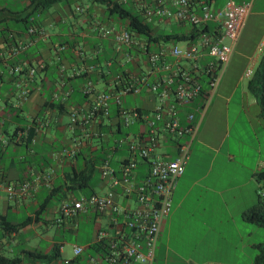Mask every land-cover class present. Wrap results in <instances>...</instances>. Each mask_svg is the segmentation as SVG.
<instances>
[{
    "label": "crops",
    "instance_id": "obj_1",
    "mask_svg": "<svg viewBox=\"0 0 264 264\" xmlns=\"http://www.w3.org/2000/svg\"><path fill=\"white\" fill-rule=\"evenodd\" d=\"M78 1L73 10L63 5L40 15L38 23L45 31L46 27H56L57 31L52 34L46 31V41H30L20 55L41 65L24 104L15 106L16 97L9 78L6 74L0 78V120L4 136L9 138L17 129L29 128L28 137H32L34 121L43 116L49 118L45 133L37 136L33 146L28 141L0 146V180L13 185L16 191L24 183L29 184L25 195L12 199L5 189H0V255L8 259L27 261L23 252L37 249H17L20 240L25 241L35 226L53 223L60 202L79 200L94 193L84 195L81 192L84 184L72 183L74 175L82 173L87 164L97 172L105 159L115 167L122 155V152L108 150L114 135L121 133L113 103L109 110V127L96 117L98 122H92L86 130L90 133L88 139L84 140V128L75 126L73 132L68 128V111L84 114L91 103V97L81 92L87 81L95 92L108 91L116 73L135 70L133 64L120 62L115 57L110 41L90 36L92 23L109 22L113 17H106L104 7L90 0ZM209 2L213 10H219L223 0ZM20 3L28 2L20 0ZM63 42L72 45V58L57 53L58 44ZM2 47L0 42V49ZM236 53L242 56L244 64L238 72H233L231 65ZM263 55L264 0H252L190 143L183 173L172 191L170 212L160 226L153 264H253L256 246L264 243V230L244 220L241 214L255 204L259 185L254 175L264 170V119L260 117L255 97L247 89V82ZM97 56L99 64L93 61ZM113 64L115 73L109 71ZM60 66L64 70L63 88H68L70 93L63 104L49 106ZM72 70H79L81 74L71 76ZM150 100L142 94L141 105L134 108H146ZM14 112L19 115L15 121L10 117ZM72 137L81 142L75 155L68 156L61 151L69 148ZM141 177L142 167H139L138 178ZM103 186L99 180L97 187L102 193ZM75 192L78 194L74 195ZM46 200V207L36 220L34 212ZM53 200L57 205H50ZM27 218L29 224L17 232L9 233L1 228L5 223L14 225Z\"/></svg>",
    "mask_w": 264,
    "mask_h": 264
},
{
    "label": "built area",
    "instance_id": "obj_2",
    "mask_svg": "<svg viewBox=\"0 0 264 264\" xmlns=\"http://www.w3.org/2000/svg\"><path fill=\"white\" fill-rule=\"evenodd\" d=\"M119 1V0H117ZM125 3L126 0H120ZM132 10L142 24H150L151 32L160 28L181 31L184 45L175 43H147L141 34L131 31L126 20L94 22L90 36L108 40L120 62L133 64L135 70L116 73L110 80L109 90L95 92L87 81L81 92L91 97L84 114L68 111V128L84 130L96 117L104 126L109 123L110 105L115 108V120L121 128L138 126L109 142V151L122 152L115 167L107 159L97 167L104 183L102 194L92 193L79 200L60 202L53 224L74 225L78 215L97 224L90 240L82 246H72V257L49 262L37 259L13 264H153L154 251L163 219L171 208V194L183 173L189 146L196 135L209 100L229 60L251 1L223 0L219 10H213L209 0H129ZM79 10V9H78ZM81 11V10H79ZM38 18V16H36ZM34 19L29 18V22ZM48 34L39 23L30 24L20 36L8 35V43L0 49V78L5 74L16 97L15 106L24 104L29 97L30 84L41 65L33 64L20 55L32 40L46 41ZM177 43V42H176ZM62 51L63 46H57ZM79 51H76L78 54ZM109 63L107 62V67ZM63 67L57 70L56 89L50 93L49 103L63 104L70 90L64 89ZM81 74L72 70L71 76ZM149 96L146 108H124V96ZM49 118L34 121V135L17 129L11 137L4 136L0 120V146L10 142L36 143L37 136L45 133ZM81 140L71 138L68 149L61 153L74 156ZM142 177L138 178V168ZM9 199L23 196L29 190L24 183L18 191L13 185L0 180ZM262 196L263 191H258ZM62 247L57 252L61 254Z\"/></svg>",
    "mask_w": 264,
    "mask_h": 264
},
{
    "label": "trees",
    "instance_id": "obj_3",
    "mask_svg": "<svg viewBox=\"0 0 264 264\" xmlns=\"http://www.w3.org/2000/svg\"><path fill=\"white\" fill-rule=\"evenodd\" d=\"M27 2L28 3L24 5L20 3V0H0V42L2 45L9 42V34H12V36H20L24 33V31L30 24H34L36 22L38 23L40 15L52 6L69 5L68 0H27ZM90 3L103 6L106 17H113L122 21L126 20L129 30L141 34V36L144 37L145 41L147 43H150L151 45L156 43H176L184 39L182 35H177L176 33H163L161 35L152 33L150 24H142L140 17L136 12L132 10V5H130V3L128 2L122 3L117 0H90ZM36 16H38V18H36ZM31 17L34 19L33 22H29V18ZM58 45H63L64 47L62 51H57V53H60V56L66 57L67 55V58H72V54L70 52V48H72L71 44H69L68 42H63ZM93 61L94 63L99 64V57H95ZM114 70L116 71L113 64L109 71L111 73H115ZM247 89L249 93L253 97H255L259 107L260 117L264 119V55L261 57L257 67L248 80ZM51 104L52 103H50L49 106ZM59 109H61V107H59ZM10 117L14 121L19 119V115L17 112L12 113ZM30 133L31 132L28 128V136L30 135ZM93 172V166L91 164H87L82 173L73 176L72 183L76 186H79L80 182H82L84 184V187L88 186V180L90 179ZM254 178L256 183L259 185L258 191H263V195L260 196L256 194L255 204L242 212L241 217L244 220L257 225L264 230V170L257 172L254 175ZM46 204L47 200L46 202L39 204L38 208L35 210L34 214L36 216V220L39 219V216L45 209ZM29 222L30 219L27 218L24 220V222L14 225L5 223L1 228L9 233L17 232L26 227ZM58 246L61 245L51 246L46 253H42L38 250L25 251L23 253L24 256L31 261L37 259L40 261L49 262L51 260H56L59 258L60 255L57 252ZM256 249L257 252L253 258V264H264V243L256 246ZM16 262H18V258L8 259L0 255V264H13Z\"/></svg>",
    "mask_w": 264,
    "mask_h": 264
},
{
    "label": "rangeland",
    "instance_id": "obj_4",
    "mask_svg": "<svg viewBox=\"0 0 264 264\" xmlns=\"http://www.w3.org/2000/svg\"><path fill=\"white\" fill-rule=\"evenodd\" d=\"M83 1V0H82ZM88 1V0H84ZM80 1L75 0H68L69 7L73 10L74 7H76L77 4H79ZM60 5L52 6L51 8L47 9L45 12H50L56 7ZM116 18H112V21H114ZM96 20H105L102 19H96ZM47 33L52 34L57 31L56 27L52 28H45ZM164 32H168V29L166 28H160L159 30L155 31L156 34L161 35ZM171 32L173 33H180L181 31H178L176 29H171ZM175 45L178 48L183 47L182 42H177ZM237 56L234 57L231 65V71L238 72V70L242 67L244 64L242 62L243 58L240 54H235ZM244 79V78H243ZM242 79V80H243ZM245 82V79L243 80ZM121 104L124 108H134L139 107L141 105V96H127L124 97L121 100ZM138 126H130L129 128H121V133L114 135V138H119L123 136L125 133H131L133 132ZM106 135V132H105ZM99 175L96 171L93 172L90 179L88 180V186L84 187V189L81 191L84 193V195H88L91 192H94L95 194H102V190L97 187L98 181H99ZM78 192H75L74 195H77ZM51 206L57 205V202L53 200L50 204ZM74 225H70L67 223H64L62 226H56L55 224L48 222L46 225L39 224L38 226H35L32 230L29 232V236L25 239V241L20 240L18 244L17 249H23L26 247L29 248H36L37 250L43 252L45 250L50 249L53 245H61L62 250L61 254L58 258V260L61 259H69L72 257L71 253V247L77 246V245H84L86 244L93 233V231L97 228V224L93 223L92 220H87L84 215H78L73 220Z\"/></svg>",
    "mask_w": 264,
    "mask_h": 264
}]
</instances>
